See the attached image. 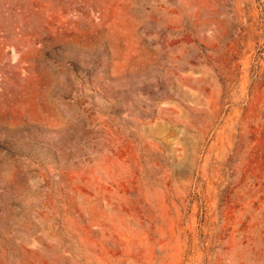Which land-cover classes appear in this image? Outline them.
I'll return each mask as SVG.
<instances>
[{"label":"rangeland","instance_id":"1","mask_svg":"<svg viewBox=\"0 0 264 264\" xmlns=\"http://www.w3.org/2000/svg\"><path fill=\"white\" fill-rule=\"evenodd\" d=\"M0 264H264V0H0Z\"/></svg>","mask_w":264,"mask_h":264}]
</instances>
